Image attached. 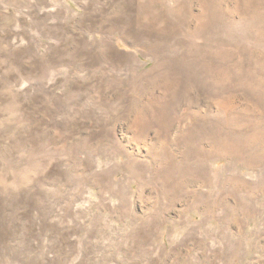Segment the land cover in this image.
I'll use <instances>...</instances> for the list:
<instances>
[{"label": "rangeland", "instance_id": "374dc122", "mask_svg": "<svg viewBox=\"0 0 264 264\" xmlns=\"http://www.w3.org/2000/svg\"><path fill=\"white\" fill-rule=\"evenodd\" d=\"M0 264H264V0H0Z\"/></svg>", "mask_w": 264, "mask_h": 264}, {"label": "bare ground", "instance_id": "6f19581e", "mask_svg": "<svg viewBox=\"0 0 264 264\" xmlns=\"http://www.w3.org/2000/svg\"><path fill=\"white\" fill-rule=\"evenodd\" d=\"M254 140V139H253Z\"/></svg>", "mask_w": 264, "mask_h": 264}]
</instances>
